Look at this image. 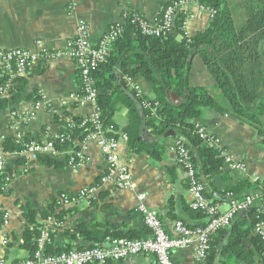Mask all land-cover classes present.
<instances>
[{"label":"crops","instance_id":"0c3cea01","mask_svg":"<svg viewBox=\"0 0 264 264\" xmlns=\"http://www.w3.org/2000/svg\"><path fill=\"white\" fill-rule=\"evenodd\" d=\"M71 1L75 3L73 8ZM172 1L0 0V50L24 48L33 52H64L68 42L76 36L81 21L89 28L90 40L97 43L111 25L125 23L126 12L140 13L154 24L160 20L164 6ZM233 1L241 18L245 19L247 11L242 5L243 0ZM230 3L231 0L229 6ZM230 9L235 17L234 9L231 6ZM185 11L188 18L184 30L188 37H194L209 27V10L191 1ZM173 32L177 34L176 30ZM6 76L0 66V84H8L6 92L0 95V138L2 146L10 140L19 148L4 149L6 167L11 176L5 189L0 176V211L7 215L0 227V254L6 264H16L30 257L31 251L24 246L25 231L35 228L36 224L41 225V232L48 233L45 244L48 254L65 248L104 245L112 237L148 236L150 231L138 210L139 192L147 194L145 203L157 213L171 236L177 235L174 232L177 220L191 228L206 224L208 216L191 207L187 177L177 162L179 136L168 132L159 139L161 144L148 145L156 139L153 129L142 122L140 137L146 142L143 150H132L128 137L122 138L121 134H126L125 130L130 126L129 95L133 88L129 83L122 82V91L117 90L111 96L112 121L120 140L121 161L131 170L135 185V189H120L112 182L102 181L109 173L110 165L95 141L84 145L81 143L83 139H75L86 155V163L80 167L69 165L72 150L69 146H60L57 153L31 161L16 143L18 134L27 141L50 140L66 132L68 124H73L75 118L84 119L95 113L96 104L82 98L79 67L72 57L42 61L27 74L17 75L10 82V77ZM134 82L140 86L142 95L154 97V90L145 78L136 76ZM190 84L215 88L213 77L199 55L192 60ZM213 95L221 105L229 106L222 93L215 91ZM151 115L160 119L157 113ZM195 122L203 124L207 132L218 139L215 144L208 143L209 146L229 155L233 162L244 164L243 169H235L225 161L223 169L214 177L202 176L205 187L210 189H206L210 195L208 199L218 204L220 211H227L230 198L225 195L226 189L236 187L244 179L260 187L259 183L264 182V129L259 131L257 125L236 116L231 110L221 115L209 107ZM152 149H163L164 152L158 158L148 152ZM86 187H96L94 195L78 198L69 206L58 203L63 193L75 196ZM248 191L254 192V189ZM54 201L58 206L51 211L49 207ZM28 203L36 211L35 223L26 218ZM260 204V200L255 202L256 207ZM252 219L249 210L242 211L231 226L215 233L210 250L213 264H264L263 249L254 238L255 228L233 248L228 247L234 229H248ZM195 251V246L176 249L172 252L174 264H196ZM107 264H157V259L152 254H141Z\"/></svg>","mask_w":264,"mask_h":264},{"label":"trees","instance_id":"16d2710c","mask_svg":"<svg viewBox=\"0 0 264 264\" xmlns=\"http://www.w3.org/2000/svg\"><path fill=\"white\" fill-rule=\"evenodd\" d=\"M191 1L197 2L207 10L215 11L205 31L188 37L184 30L188 12L178 10L171 32L164 36L147 35L133 21L134 12L129 11L125 23L121 25L123 32L111 43L106 61L93 72V78L97 89L96 108L100 112L102 127L109 136L116 135V125L112 121V94L117 90L122 91V82L128 85V77L145 78L155 94L150 98L139 95L134 89L130 92V126L125 133L131 149L139 151L145 148V140L140 137L142 122L153 129L156 139L148 145L160 143L159 139L166 133L174 132L179 136L178 145L188 149L196 167L197 177L203 181V175L214 177L226 163L221 151L209 146L197 133L195 120L203 116L205 108L209 107L221 115L231 110L236 116L257 125L259 131L264 129V0H243L242 5L247 15L240 24L235 22L229 6L230 0ZM196 55L201 57L210 71L215 88L190 84L192 60ZM215 91L224 95L229 103L228 107L219 103L213 95ZM144 102L154 105L159 120L151 115L150 110L144 108ZM83 121V118L74 119L72 131L75 139L82 140L89 132L91 123L87 122L81 127ZM110 127H113V131L107 132ZM66 146L74 151L80 147L78 144L69 143ZM3 147L5 150L19 149L10 140H6ZM162 151L164 152L163 149H152L148 152L160 158ZM0 176L3 179L1 173ZM259 184L261 187L244 179L236 187L226 189L225 195L232 193L234 198H241L248 194H259L264 191V182ZM250 189H254V192L248 191ZM205 194L207 198L210 197L207 192ZM57 206L54 201L49 208L52 211L55 209L53 207ZM259 209L260 206L249 209L253 216L249 228L243 231L234 229L229 248H233L247 236L259 221H264V213H260ZM48 213L49 211L44 217H47ZM25 214L29 222H36V211L29 203L25 206ZM5 215L4 211H0V227L5 222ZM41 234L39 224L25 231L24 246L31 251L30 257L38 247ZM254 238L264 253L262 240L257 233ZM212 248L211 243L210 250ZM70 250L72 249L65 248L54 254ZM46 252L49 253L48 250ZM208 260L213 264L210 253Z\"/></svg>","mask_w":264,"mask_h":264},{"label":"built area","instance_id":"2783aa9c","mask_svg":"<svg viewBox=\"0 0 264 264\" xmlns=\"http://www.w3.org/2000/svg\"><path fill=\"white\" fill-rule=\"evenodd\" d=\"M189 3H191V0H173L164 7L161 19L154 24L150 23L142 14L137 12L133 13V21L147 35L164 36L171 32L174 27L176 11L185 10ZM74 6L75 3L71 1V7L73 8ZM209 13L212 18L215 11L209 10ZM127 14L128 12L124 14L125 21ZM121 25H111L100 40L94 43L90 40L88 26L85 22L81 21L77 27L76 36L68 42L66 51L43 50L42 52H33L24 48L1 49L0 66L5 75L10 77V82L17 75L27 74L42 61L47 62L64 56L72 57L79 67V74L82 80V98L96 104L97 89L94 85L93 72L106 61L111 43L123 32ZM127 80L139 95L142 94L140 86L134 82V78L128 77ZM7 86L8 84H0V95L6 92ZM144 108L150 110L153 115L157 113L152 103L144 102ZM87 122L91 123V127H88L89 132L81 143L85 145L89 141H95L110 165L109 173L102 178V181L112 182L120 189H135L132 172L127 164L121 161L119 153L120 140L116 135L109 136L106 134L100 120V112L97 108L92 116L84 118L81 127H84ZM72 126L73 124H68L66 132L60 133L46 141H27L18 134L16 143L21 147L22 154L26 155L31 161H37L40 157L57 153L60 146L67 145L68 143L76 144ZM196 129L197 133L207 143H217L218 139L210 135L203 124L196 122ZM111 131H113V127L107 129V132ZM121 136L122 138L127 137L123 133ZM6 154L2 146V139L0 138V173L3 175V189L7 188L11 181V176L6 167ZM221 154L224 156L225 161L233 168H244V164L233 162L232 158L222 151ZM176 157L178 164L183 167L187 177L189 191L192 195L191 207L208 216V220L204 226L191 228L182 220H177L174 225V232L177 235L171 236L157 213L145 203L147 194L139 192L137 194V199L139 200L138 210L142 213L145 225L150 231L148 236L143 238L112 237L104 245L96 244L89 248L48 254L45 252L48 233L47 231H43L34 254L16 264H107L109 261H120L141 254L155 255L157 264H174L172 252L176 249H185L191 246H195L196 249V264H211L208 257L212 237L219 230L231 226L237 215L242 211H247L254 207L257 200L261 201L259 212L264 213V191L259 194L245 195L241 199L234 198L232 193H228L230 207L227 211L222 212L218 204L212 203L207 198L205 184L197 177L196 167L188 149L183 145H178ZM68 163L74 167H80L86 163L84 148L76 151L71 150ZM95 191L96 187H86L75 196L63 193L58 198V203L69 206L78 198L94 195ZM6 218L7 215L4 216V220ZM255 232L259 235L264 246V221H259L255 225ZM0 264H6L1 254Z\"/></svg>","mask_w":264,"mask_h":264},{"label":"rangeland","instance_id":"374dc122","mask_svg":"<svg viewBox=\"0 0 264 264\" xmlns=\"http://www.w3.org/2000/svg\"><path fill=\"white\" fill-rule=\"evenodd\" d=\"M230 6L232 7V9H234L235 22H237L239 24L242 23L244 19L241 18L240 14H239V11H238V8H236V6L234 5V1L233 0H231ZM196 61H199V60H196ZM194 68L196 69V63L194 64Z\"/></svg>","mask_w":264,"mask_h":264},{"label":"water","instance_id":"95a60500","mask_svg":"<svg viewBox=\"0 0 264 264\" xmlns=\"http://www.w3.org/2000/svg\"><path fill=\"white\" fill-rule=\"evenodd\" d=\"M206 189H207L208 191H210V189H209L208 186H206ZM213 195H214V196H217L215 193H213Z\"/></svg>","mask_w":264,"mask_h":264}]
</instances>
